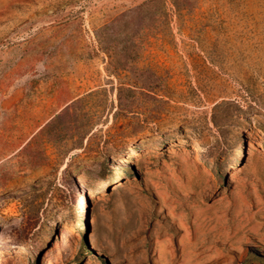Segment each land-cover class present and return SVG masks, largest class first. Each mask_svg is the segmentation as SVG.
<instances>
[{"label": "rangeland", "instance_id": "374dc122", "mask_svg": "<svg viewBox=\"0 0 264 264\" xmlns=\"http://www.w3.org/2000/svg\"><path fill=\"white\" fill-rule=\"evenodd\" d=\"M0 264H264V0H0Z\"/></svg>", "mask_w": 264, "mask_h": 264}]
</instances>
